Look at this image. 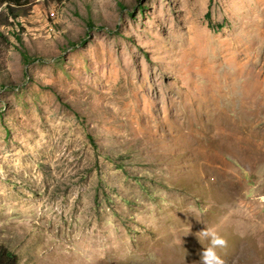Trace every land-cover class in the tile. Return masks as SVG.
I'll return each mask as SVG.
<instances>
[{
	"label": "rangeland",
	"instance_id": "obj_1",
	"mask_svg": "<svg viewBox=\"0 0 264 264\" xmlns=\"http://www.w3.org/2000/svg\"><path fill=\"white\" fill-rule=\"evenodd\" d=\"M0 244L264 264V0H36L0 24Z\"/></svg>",
	"mask_w": 264,
	"mask_h": 264
},
{
	"label": "trees",
	"instance_id": "obj_2",
	"mask_svg": "<svg viewBox=\"0 0 264 264\" xmlns=\"http://www.w3.org/2000/svg\"><path fill=\"white\" fill-rule=\"evenodd\" d=\"M36 0H0V24L8 25L20 18L27 16L31 10V6ZM208 20V26H211L210 14H205ZM16 38L20 39L16 33ZM24 57H26L24 55ZM0 264H20L18 257L5 245L0 244Z\"/></svg>",
	"mask_w": 264,
	"mask_h": 264
}]
</instances>
